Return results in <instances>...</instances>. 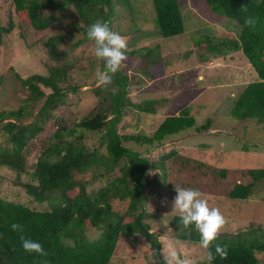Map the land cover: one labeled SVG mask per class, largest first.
Here are the masks:
<instances>
[{
	"label": "rangeland",
	"instance_id": "374dc122",
	"mask_svg": "<svg viewBox=\"0 0 264 264\" xmlns=\"http://www.w3.org/2000/svg\"><path fill=\"white\" fill-rule=\"evenodd\" d=\"M178 1L185 28L179 36L165 38L158 33L151 0L114 2L115 12L110 22L112 30L119 32L127 43L122 68L130 75L129 98L134 102L146 98L158 100L153 105L155 113L136 109L127 111L117 125L120 134L149 135L166 115L178 114L185 107L196 118V125L211 120L206 131H198L192 126L166 136L154 145L123 140L125 146L156 160L163 151H176L165 161L166 176L160 179L165 185H150L146 190L144 221L162 242L161 250L166 257L170 258V252L175 250L179 259L192 264L207 261L206 249L200 242L176 237L172 226L173 215L179 214L173 210L176 188H198L209 206L220 210L225 218V224L218 233L220 236H232L251 224L264 226V179L256 183L251 195L244 200L227 197L236 182L252 180L248 168L264 167V123L252 117L238 119L230 112L239 93L257 78L243 53L228 49L230 39L239 33V26L230 18L202 20L198 13L191 11L189 0ZM43 11L54 20L45 34L37 35L25 22L17 19L12 0H0V23L6 26L10 18L14 23L13 29L5 33L0 43V146L6 139L2 127L7 121L1 112L27 105L34 115L41 103L27 101L30 92L16 73L23 78L35 73L44 74L50 66L67 61L73 69L69 82L78 87L75 94L67 93L64 102L52 111L37 136L27 141L23 150L25 170L20 174L23 183H36L32 172L37 157L57 125H73L95 109L97 96L93 88L98 85L96 73L104 70V61L94 54V41L87 40L73 48L70 46L82 37L81 31L75 27L80 19L72 5H48ZM52 34L64 35L65 41L58 49L64 50L65 58L54 61L49 57L43 40ZM196 39L202 40L198 49L192 47ZM212 45L222 48L212 51ZM143 47L156 51L148 63ZM78 59L80 62L76 64ZM144 66L148 71L146 74L142 72ZM100 151L104 152L102 147ZM124 163L123 159L104 175L95 176L90 170L84 173L87 191L94 195L108 180L121 174L119 168ZM222 169H225V176L221 175ZM100 171L103 173L105 170ZM158 172L159 169H154L150 174L154 177ZM0 197L38 210L49 209L48 201H36L17 183L16 172L3 165H0ZM110 202L114 211L124 214L129 199H111ZM100 233L96 228L86 230L89 239L98 237ZM135 237L134 240L120 237L109 264H159L151 256L149 243L140 235ZM257 256L258 264H264V251L257 252Z\"/></svg>",
	"mask_w": 264,
	"mask_h": 264
},
{
	"label": "trees",
	"instance_id": "16d2710c",
	"mask_svg": "<svg viewBox=\"0 0 264 264\" xmlns=\"http://www.w3.org/2000/svg\"><path fill=\"white\" fill-rule=\"evenodd\" d=\"M118 1L127 3L129 0H12L17 19L25 22L37 35L45 34L54 20L51 15L44 13L43 8L48 5H72L80 19L75 27L84 36V39L81 37L70 44L72 48L88 40L87 27L97 19L107 21L112 29L110 17L115 12L113 3ZM151 1L158 33L165 38L181 35L185 28L179 1ZM188 3L191 11L198 13L202 20L230 18L239 26V33L230 39L228 49L240 50L255 70L257 78L239 93L230 112L238 119L252 117L264 123V0H189ZM105 7L108 8L107 12ZM13 27L11 18L6 26L0 23V43L5 33ZM64 41L63 34H52L43 40L52 60L65 56L64 50L61 52L58 49ZM200 43L202 40L196 39L192 47L198 49ZM221 48L220 45L210 46L216 52ZM143 49L146 63L152 61L151 56L156 51L150 47ZM79 62L78 59L76 64ZM122 66L112 74L111 83L98 84L93 88L97 96L93 111L73 125H57L37 157L32 172L36 183L20 181V174L25 170L23 150L27 141L42 130V125L52 111L64 102L67 93L75 94L78 87L69 82L73 69L67 61L62 65L50 66L44 74L35 73L23 78L16 73L30 92L27 101L41 103L34 115H31L27 105L1 112L7 121L2 127L6 139L4 145L0 146V165L14 170L17 183L36 201H48L49 209L38 210L0 197V264H109L120 237L134 240L136 234L149 243L152 258L159 264H166V256L161 250L162 242L144 221V205L148 197L146 190L150 185H165L160 181L166 176L165 161L176 151H163L156 160L125 146L123 140L154 145L166 136L192 126L198 131H206L211 120L196 125V118L185 107L178 114L166 115L149 135L120 134L117 125L127 111L136 109L155 113L153 105L158 101L154 98L132 101L128 96L130 75ZM146 66L142 69L145 74L148 73ZM137 82L140 83V80ZM100 147L104 152L100 151ZM123 159L125 163L119 168L121 174L108 180L106 185L91 195L86 189L84 173L90 170L95 176L104 175ZM101 169L105 171L102 173ZM154 169H159V172L152 177L150 173ZM220 172L225 176V169ZM248 173L252 180L247 183L236 182L228 191L229 199L248 198L256 183L264 179V167L248 168ZM111 199H129L124 214L113 210ZM262 199L264 201V196ZM13 222L21 224L22 231L13 230ZM172 226L177 238L200 242L198 230L194 226L180 224L179 214L173 215ZM88 228H96L101 233L89 239L86 235ZM22 235L38 240L46 254L25 251ZM217 243L227 246V255L221 257L217 254L212 264H258L257 252L264 251V226L251 224L232 236L218 234L209 245L213 252ZM192 264L208 262L197 261Z\"/></svg>",
	"mask_w": 264,
	"mask_h": 264
},
{
	"label": "clouds",
	"instance_id": "9594fccd",
	"mask_svg": "<svg viewBox=\"0 0 264 264\" xmlns=\"http://www.w3.org/2000/svg\"><path fill=\"white\" fill-rule=\"evenodd\" d=\"M86 37L94 41V54L104 61V70L97 71L96 78L99 85L111 83L112 74L116 73L126 59L125 38L113 31L107 21L97 19L90 23L86 30ZM173 201V210L179 213V223L185 227L194 226L200 233V243L207 250V262L212 264L218 254L221 257L227 255V246L217 243L215 252L209 245L216 240L217 235L225 224V218L218 208L210 207L208 200L195 187H177ZM11 228L22 231L23 226L13 222ZM22 247L25 251L36 252L45 255V249L38 240L21 236ZM166 264H188L179 259L175 250L170 252V258L166 257Z\"/></svg>",
	"mask_w": 264,
	"mask_h": 264
}]
</instances>
